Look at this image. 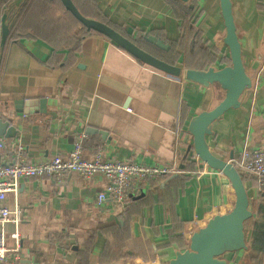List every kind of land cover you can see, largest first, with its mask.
Returning <instances> with one entry per match:
<instances>
[{"label":"crops","instance_id":"obj_1","mask_svg":"<svg viewBox=\"0 0 264 264\" xmlns=\"http://www.w3.org/2000/svg\"><path fill=\"white\" fill-rule=\"evenodd\" d=\"M197 1L200 14L194 27L199 35L189 40L188 27L180 29L166 0H73L86 17L100 12L128 33L138 29L168 45L165 40L189 41V51L195 43L214 56L210 62L183 50L155 53L175 59L183 70L218 69L229 64L219 3ZM231 3L252 85L240 96L238 108L212 123L206 141L214 154L234 161L246 150L264 151V9L258 8V0ZM4 13L9 33L0 46V119L8 121L14 135L0 136L6 143L0 160L65 156L79 140L84 158L100 150L106 159L166 164L176 171L147 181L123 207L97 202L106 184L101 175L87 179L68 172L59 179L44 175L20 180L5 199L10 210L20 208L22 217L5 225L7 258L16 257L18 264H78L92 236L88 264H100L102 231L119 224L127 238L118 261L162 264L188 247L193 231L232 207L230 182L195 157L187 130L194 115L223 98L218 84L203 87L143 64L104 36L88 33L60 0H10L4 10L0 6V18ZM38 99H44L43 109ZM244 175L252 209L264 196L255 177ZM167 230L182 238L171 241ZM245 256L239 250L224 257L228 264H247Z\"/></svg>","mask_w":264,"mask_h":264},{"label":"water","instance_id":"obj_2","mask_svg":"<svg viewBox=\"0 0 264 264\" xmlns=\"http://www.w3.org/2000/svg\"><path fill=\"white\" fill-rule=\"evenodd\" d=\"M60 1L86 31H95L105 36L143 64L172 76L182 75L185 79L203 87L216 83L224 90L223 98L214 107L202 110L190 119L187 130L192 137L191 146L198 159L208 167L220 171L230 182L234 193L232 207L225 213L215 214L204 226L193 231L189 237L188 247L183 251H177L172 259L162 264H228L224 257L225 253L248 248L244 226L246 220L253 215L240 171L232 161L222 159L214 154L206 141V137L212 132V123L221 118L227 110L238 108L240 96L252 85L251 77L246 73L242 62L241 45L233 20L231 0H218L224 26L222 42L228 49L229 64L218 69L208 67L207 69L186 68L184 70L179 65L169 63L146 51L108 24L84 16L72 0ZM175 1L186 2L188 0ZM6 18L7 14L5 13L0 18V46L4 45L9 33ZM143 38L159 49L167 50L169 48L167 43L155 35L146 33ZM31 103L33 102H26V104ZM38 103L43 109L44 99H38ZM5 134L13 136L14 129L8 127V121L0 119V136ZM107 264L127 263L115 261Z\"/></svg>","mask_w":264,"mask_h":264},{"label":"built area","instance_id":"obj_3","mask_svg":"<svg viewBox=\"0 0 264 264\" xmlns=\"http://www.w3.org/2000/svg\"><path fill=\"white\" fill-rule=\"evenodd\" d=\"M5 141L0 138V151L4 150ZM197 157V156H195ZM238 170L255 177L258 191L264 193V151L250 149L241 157L232 161ZM76 172L83 178L101 175L106 184L97 195V202L109 200L112 204L123 207L130 194L149 180H158L169 176L175 169L166 164L147 165L131 160L117 161L106 159L99 150L89 158L82 157L81 142L76 140L72 149L65 156L54 155L44 161H30L22 156L9 162L0 160V264H18L16 257L7 258L5 225L9 222L19 223L22 219L20 208L10 210L6 195L18 189L20 180L44 175L59 179L65 173ZM17 239L18 233L11 234Z\"/></svg>","mask_w":264,"mask_h":264},{"label":"trees","instance_id":"obj_4","mask_svg":"<svg viewBox=\"0 0 264 264\" xmlns=\"http://www.w3.org/2000/svg\"><path fill=\"white\" fill-rule=\"evenodd\" d=\"M9 1L10 0H0L1 10H4L7 7ZM166 1L172 3L174 15H175L176 19L180 20V22H181L180 29H185V28L187 29V27H188V32L190 33L189 40H191V38L196 39L199 35V32L194 27V23L200 14L198 1L197 0H188L186 2L175 1V0H166ZM75 6H76V4H75ZM257 6L260 9H264V0H258ZM77 9H78V7H77ZM96 15L97 16L95 18L97 20H100V21L108 24L109 26H111L112 28H114L115 30H117L118 32H120L121 34H123L124 36H126L127 38L132 40L133 42H135L138 46L142 47L146 51L152 53L149 50V47H152L154 49H159V48L155 47L153 44L145 41V39L143 38L144 33H142V31H140L138 29H133V31L131 33H128L127 31H125L123 26L110 22L100 12L97 13ZM87 32L91 33V32H95V31H87ZM95 33H97V32H95ZM97 34H99V33H97ZM147 34H149V33H147ZM152 34H153V32H152ZM155 36H157V35H155ZM165 41L169 43L170 48L168 51L167 50H165V51L160 50L163 52V54H165V53L166 54H174L176 50L178 53H180V51L183 50L184 52H188L190 54H194V52H195L196 57H202L204 59L208 58V60L210 62H212L213 61L212 59H214V56L211 55V53H209L207 48L202 49V50L200 49V51H199V49H197L198 47L195 46V43L193 44V48L191 49L192 51H189V48H190L189 41L186 43H185V41L183 43V40H180L177 42L176 41H167V40H165ZM169 52H171V53H169ZM152 54L156 55L154 53H152ZM157 57L167 61L165 58H162L160 56H157ZM226 60L227 59L222 58L223 62ZM167 62L174 64L175 59H174V61L168 60ZM240 173H241L242 179L244 181L245 175L241 171H240ZM170 185H171V180H169L167 186L165 187V190L167 189L168 186L170 187ZM260 194H262V193H260ZM262 195L264 196V193ZM251 210H252L253 215L250 218L252 220V225H251V234H250L251 238L249 240V246L248 247L257 253V256L255 257V259H258L260 256H264V200L259 201L257 203V205H254ZM102 232H103L105 241H104V244L102 246L99 257H98L99 263L100 264H107V263H110L113 261L120 260L122 254H123V250L126 247V241L125 240L127 238V230L125 229V227L122 228L118 224L117 227H116V225H109L108 227L104 228ZM166 232L169 235H171V237H170L171 241L176 240L178 238L179 239L182 238L181 236L174 235L173 230H167ZM92 239H93V237L90 236L88 238V240L85 242L84 249L79 254L78 264H88V258H89L90 251H91L92 244H93ZM182 241H183V239H182Z\"/></svg>","mask_w":264,"mask_h":264},{"label":"rangeland","instance_id":"obj_5","mask_svg":"<svg viewBox=\"0 0 264 264\" xmlns=\"http://www.w3.org/2000/svg\"><path fill=\"white\" fill-rule=\"evenodd\" d=\"M149 50L152 53H158L159 55L163 56V52L162 51H158L152 47H149ZM251 225H252V220L248 219L245 222V226H244V231H245V239L246 241L248 240V236L251 230ZM246 251V256H245V261L247 264H264V257L260 256L258 259H255V257L257 256V253L255 251H253L252 249H250L249 247L247 249H245ZM228 255V253L224 254V256ZM131 264V263H129Z\"/></svg>","mask_w":264,"mask_h":264}]
</instances>
